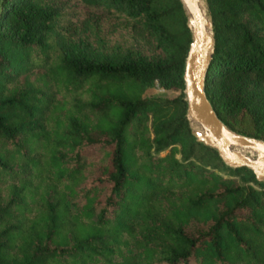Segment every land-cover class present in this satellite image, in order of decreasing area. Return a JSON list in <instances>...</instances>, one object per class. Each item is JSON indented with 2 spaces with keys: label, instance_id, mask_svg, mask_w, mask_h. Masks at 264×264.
I'll use <instances>...</instances> for the list:
<instances>
[{
  "label": "trees",
  "instance_id": "1",
  "mask_svg": "<svg viewBox=\"0 0 264 264\" xmlns=\"http://www.w3.org/2000/svg\"><path fill=\"white\" fill-rule=\"evenodd\" d=\"M77 1L154 53L59 42L50 0H0V264H264V178L191 135L180 1ZM204 2L206 98L264 140V0Z\"/></svg>",
  "mask_w": 264,
  "mask_h": 264
},
{
  "label": "water",
  "instance_id": "2",
  "mask_svg": "<svg viewBox=\"0 0 264 264\" xmlns=\"http://www.w3.org/2000/svg\"><path fill=\"white\" fill-rule=\"evenodd\" d=\"M190 31V41L183 66V99L191 135L199 143L214 148L230 167L250 169L256 180L264 178V140L247 136L226 127L216 116L204 92V81L214 40L207 10L200 0H179ZM199 130H194L191 123ZM249 153L246 154L243 151Z\"/></svg>",
  "mask_w": 264,
  "mask_h": 264
},
{
  "label": "rangeland",
  "instance_id": "3",
  "mask_svg": "<svg viewBox=\"0 0 264 264\" xmlns=\"http://www.w3.org/2000/svg\"><path fill=\"white\" fill-rule=\"evenodd\" d=\"M202 1L205 5L204 0ZM50 2L57 6L61 15L54 31L55 38L59 42L73 38H84L104 49L109 47V43L112 42V44H118L124 49H129L132 53L139 51L146 56L154 53L153 41L143 35V31L138 25L133 27V32L131 30L119 32L116 31L114 24L107 23L108 16L102 9H88L79 4L77 0H50ZM117 32L118 34H116ZM124 37L126 39L125 42H121V38ZM143 94L171 97L176 95L177 92L174 90H163L154 85L145 90ZM166 151H162L160 155H163ZM245 153L248 154L247 152ZM175 157L177 158L178 154H175Z\"/></svg>",
  "mask_w": 264,
  "mask_h": 264
},
{
  "label": "bare ground",
  "instance_id": "4",
  "mask_svg": "<svg viewBox=\"0 0 264 264\" xmlns=\"http://www.w3.org/2000/svg\"><path fill=\"white\" fill-rule=\"evenodd\" d=\"M200 7H201V9H202V12L205 13V5H204V3H203L202 0H200ZM191 126H192V128H193L194 130L198 129V127H197L193 122L191 123ZM243 152L245 153L246 150L243 151ZM247 153H249V151H248Z\"/></svg>",
  "mask_w": 264,
  "mask_h": 264
}]
</instances>
